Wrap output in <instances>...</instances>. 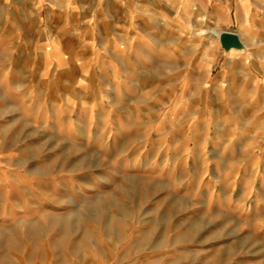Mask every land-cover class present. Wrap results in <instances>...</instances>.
<instances>
[{
  "label": "rangeland",
  "instance_id": "rangeland-1",
  "mask_svg": "<svg viewBox=\"0 0 264 264\" xmlns=\"http://www.w3.org/2000/svg\"><path fill=\"white\" fill-rule=\"evenodd\" d=\"M191 1L0 0V264H264V0Z\"/></svg>",
  "mask_w": 264,
  "mask_h": 264
},
{
  "label": "crops",
  "instance_id": "crops-1",
  "mask_svg": "<svg viewBox=\"0 0 264 264\" xmlns=\"http://www.w3.org/2000/svg\"><path fill=\"white\" fill-rule=\"evenodd\" d=\"M209 1L214 2V4L217 6V9L220 13L225 14V15H227L229 13V7L228 6L230 3L228 0H209ZM249 2H251V1L248 0V5H250ZM181 3L183 4V7L185 8V7H189L191 5L192 1L191 0H182ZM137 6H138V8H141L142 11L145 13H152L153 9H159V7H162L163 12H165L169 17L174 15L177 12L176 11V0H163V1H161V0H139V2L137 3ZM128 8H129L128 4H125V5L123 4V15L124 16H127V14H129ZM188 11H189V9L185 11V14H188ZM249 14L250 13H248V16H249ZM161 20L163 21L165 19L161 18ZM233 56L237 57L239 59H243V60H245V62H247V59H246L244 54H237V55H233Z\"/></svg>",
  "mask_w": 264,
  "mask_h": 264
},
{
  "label": "water",
  "instance_id": "water-1",
  "mask_svg": "<svg viewBox=\"0 0 264 264\" xmlns=\"http://www.w3.org/2000/svg\"><path fill=\"white\" fill-rule=\"evenodd\" d=\"M217 37L220 41L221 48L225 52H230L232 50L244 51L247 49V46L242 41L238 32L230 30L219 31Z\"/></svg>",
  "mask_w": 264,
  "mask_h": 264
},
{
  "label": "bare ground",
  "instance_id": "bare-ground-1",
  "mask_svg": "<svg viewBox=\"0 0 264 264\" xmlns=\"http://www.w3.org/2000/svg\"><path fill=\"white\" fill-rule=\"evenodd\" d=\"M247 2H248L247 0H243L242 6H246V5L248 4ZM240 4H241V3H240ZM240 37H241L242 41L245 43V41L243 40V38H242L241 35H240ZM245 45H246V43H245ZM246 46H247V45H246ZM230 52H234V53H236V54H240V53H249V49H248V47H247V49L244 50V51H236V50H232V51H230Z\"/></svg>",
  "mask_w": 264,
  "mask_h": 264
}]
</instances>
